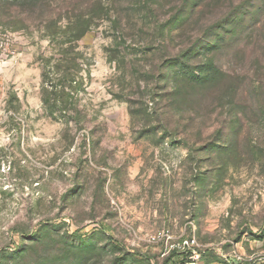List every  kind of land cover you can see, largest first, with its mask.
<instances>
[{
  "label": "rangeland",
  "instance_id": "374dc122",
  "mask_svg": "<svg viewBox=\"0 0 264 264\" xmlns=\"http://www.w3.org/2000/svg\"><path fill=\"white\" fill-rule=\"evenodd\" d=\"M10 1L0 264H162L182 242L186 264H264V0L217 15L221 0H190L176 22L174 0L149 15L115 0L72 44L46 26L107 0H53L41 19Z\"/></svg>",
  "mask_w": 264,
  "mask_h": 264
},
{
  "label": "trees",
  "instance_id": "16d2710c",
  "mask_svg": "<svg viewBox=\"0 0 264 264\" xmlns=\"http://www.w3.org/2000/svg\"><path fill=\"white\" fill-rule=\"evenodd\" d=\"M12 1H14L15 3L14 5L18 8L20 6H28V5H30V7L29 6L26 7L28 10L35 8L37 10V13H39L38 18L41 19V17L43 16L44 10L45 9L47 10V8L50 7V3L53 0H12ZM12 1H10L9 4L12 5L13 4ZM107 1H108L107 3L100 2L99 5H101V7L99 8L97 14L95 15L84 14V13H81L80 11V13H74L70 17H66L64 19L66 25L63 28L61 27L62 24L61 25L57 24L58 20L50 21V23L46 26V30L50 33L48 35L51 37V40L55 41L59 39L60 33L62 37L65 38L64 40L65 43L72 44L75 41L79 40L85 33L88 32L90 27L94 25L96 21H100L99 19L108 17V14L111 13L112 10L114 11V13L117 12L115 8V0H107ZM192 1L194 2L195 0H192ZM199 1L196 0V2H199ZM221 1H222L221 4L216 6L214 10L215 15L226 11V9L230 6L233 7L234 4L236 5V8H238L240 11H245L246 7H249V3L255 0H221ZM155 2L156 0H142V3L145 4L144 12L145 14L147 13L146 15H149L148 13L151 11L153 12L156 11L155 6H153V3ZM172 4H173V7H172L173 13L171 14V16L174 19L173 21L176 22V20L181 19L183 16H185L188 13L187 7L190 4V0H174ZM197 5H194V8H192L191 10L192 12L195 11V7H197ZM19 21L21 23H18L19 24L18 28L21 26L23 22V18H21V20ZM164 29H168L166 24L165 25L161 24L158 27V30H160L161 33L162 31H164ZM164 41L165 40H163V43H161V48H164L166 46L164 44H167L168 46V43L167 42L165 43ZM71 60H73L72 64H74L75 63L74 58ZM63 78H64V81L66 82L69 81L68 84L63 83V88L66 89L67 91L66 92L64 90L61 91V103L64 104V107H66L69 101L72 99L73 94L71 93L73 91H77L76 90L77 87L71 85V82L75 81L73 74L64 72ZM174 250L169 251L170 253L164 258L162 264H175V263L176 264H186L187 263L186 257H184L183 255H179L177 252L174 253L173 252Z\"/></svg>",
  "mask_w": 264,
  "mask_h": 264
},
{
  "label": "built area",
  "instance_id": "2783aa9c",
  "mask_svg": "<svg viewBox=\"0 0 264 264\" xmlns=\"http://www.w3.org/2000/svg\"><path fill=\"white\" fill-rule=\"evenodd\" d=\"M165 234H161V236H164ZM156 238H157V236H154V235H152V236H150L149 237V239L151 240V241H155L156 240ZM184 243L185 242H182V246H178V245H175V244H165V246H164V250H166L167 252H169V251H171V249H179V248H183L184 247Z\"/></svg>",
  "mask_w": 264,
  "mask_h": 264
}]
</instances>
